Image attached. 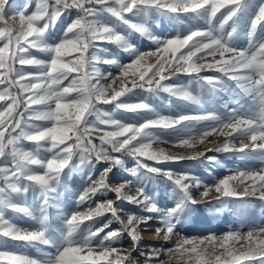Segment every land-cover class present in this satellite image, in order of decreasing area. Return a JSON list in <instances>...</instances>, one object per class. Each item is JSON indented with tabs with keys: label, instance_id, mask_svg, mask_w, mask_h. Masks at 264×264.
Listing matches in <instances>:
<instances>
[{
	"label": "snow or ice",
	"instance_id": "snow-or-ice-1",
	"mask_svg": "<svg viewBox=\"0 0 264 264\" xmlns=\"http://www.w3.org/2000/svg\"><path fill=\"white\" fill-rule=\"evenodd\" d=\"M33 2L34 8L29 11ZM11 7L10 0H0V236L33 246L50 245L56 252L37 260L0 250V261L5 264H139L133 252L141 238L140 225L156 219L159 226L155 235L165 242L175 237L174 247L141 252V256H147L145 264L152 261L188 264L191 260L195 264H244L256 259L264 264V228L202 238L184 237L177 232L191 206L206 200L212 191L217 193L213 197L217 202L249 197L264 201V167L239 170L213 185H206L199 178L147 163L164 165L205 157V151L170 155L163 148L152 150V145L171 143L174 147L194 150L213 134L225 139L215 148H207V152L256 154L264 163V35L257 36L258 32L264 33V0L259 3L252 0H30L19 11ZM72 9L77 12L75 18L57 42L49 43L48 33ZM181 15L192 21H203L207 27L188 26L185 32L168 38L152 33L151 25L159 18L171 16L180 20ZM131 17H139L143 22H133ZM9 19L13 21L11 24ZM121 24L127 26V32L117 30ZM242 26L247 30V47L234 43ZM132 33L154 42L156 50L139 51L129 40ZM98 41L114 44L133 59L121 64L106 49L99 48ZM33 49L45 54L47 59L34 56ZM168 53L172 54L171 59L166 57ZM151 56H157L156 63L139 73L141 82L133 80L131 88L127 87L122 77H128L130 70L137 69ZM208 57L212 59L209 61ZM101 63L117 67L119 76L102 72L98 67ZM204 71L219 75H201ZM179 74L192 77L188 85L164 83ZM109 80L110 83H104ZM64 81L68 83L65 85ZM117 81H120L118 90L113 87ZM228 81H234L248 96L249 104L237 101L238 107L224 113L212 109L202 115L168 116L158 114L147 99L134 103L121 99L139 88L149 93L163 91L203 107L201 96L227 91ZM192 82L198 85L195 94L190 88ZM21 104L23 112L19 110ZM99 104H112L115 110L134 113L142 122L125 123L113 113L98 108ZM224 107L227 109V105ZM70 109L74 110V118L69 115ZM153 129H161L175 139L165 140ZM92 132L102 133L98 137L99 145L93 143ZM236 141H240L239 147ZM26 142L33 148H26ZM41 152L50 153V158L42 157ZM125 156L135 163V167L128 169L136 178L135 183L128 180L109 184V173L115 167H124ZM207 159L216 162L214 156ZM100 161L110 162V166L100 173L99 179L93 180L91 171ZM34 167L43 171L37 172ZM84 168L90 174L87 187L76 200L77 209L98 194L106 196L111 192L117 200L157 215L125 213L126 218H122L123 210L108 199L86 212L61 211L64 226L59 235H53L48 210H62L58 189L67 187L64 177ZM157 179L171 182L176 201L173 207L160 208L154 195L149 193L148 184ZM133 188L135 194H130ZM201 188V201H198L193 193ZM30 195L38 201L35 208L26 203ZM9 213L28 216L35 226L21 227L9 219ZM108 213L111 219L102 227L93 229L89 225L86 231L81 229L84 221H93ZM113 221L120 227L101 237L100 233ZM125 234L133 242L131 250L115 246ZM241 240L246 244L239 249L229 246V242ZM220 248L224 251L219 252ZM161 255L167 259H160Z\"/></svg>",
	"mask_w": 264,
	"mask_h": 264
},
{
	"label": "rangeland",
	"instance_id": "rangeland-1",
	"mask_svg": "<svg viewBox=\"0 0 264 264\" xmlns=\"http://www.w3.org/2000/svg\"><path fill=\"white\" fill-rule=\"evenodd\" d=\"M253 3H259L260 0H252ZM30 0H10L11 10L19 11L24 8L25 5H28ZM34 8V2L31 3L29 11ZM222 12L225 9H221ZM77 12L75 9L65 12V14L57 22L55 28H53L48 33V42L55 43L62 36L64 28L72 19L75 18ZM220 16V15H219ZM133 22L142 23V19L139 17H131ZM161 25L154 27L151 31H154V35L159 36L160 38H168L174 36L172 34L176 29H182V32L187 30L188 26L191 27H200L206 28L207 25L203 21L198 23L190 20V18L181 15L180 20L174 19L171 16L159 18ZM182 21V23H181ZM13 21L8 20V23L11 24ZM179 25V26H178ZM153 25H151L152 28ZM160 27V28H159ZM157 29V30H156ZM117 30L121 33L128 31L127 26L118 25ZM230 31V28L226 29ZM246 28L241 27L238 29V33L234 37V43L238 47H247L248 38L246 35ZM264 35V33L258 32L257 36ZM129 40L135 47L141 52H149L156 50V44H152L149 39L142 37L139 33H132L129 36ZM149 43V44H148ZM97 45L99 48L106 49L107 53L114 56L120 61L121 64H128L131 62L133 57L123 50L118 49L114 44L108 43L106 41H98ZM32 54L40 59H47V56L43 53L32 50ZM73 56L76 54L73 53ZM105 55V53H101ZM19 67V65H17ZM98 67L102 72L108 73L111 72L113 76H119V69L115 66L99 64ZM147 68L135 71V75H130L122 79L127 82V87L131 88V83L133 80L139 81V73L145 71ZM167 74V73H166ZM149 75L151 73L149 72ZM201 75H219L213 71H204ZM192 77L186 74H179L177 76H172L170 80L164 81L166 84H182L188 85V82ZM111 81H104V83H110ZM120 81H117L119 83ZM68 81H64L66 85ZM116 83V84H117ZM228 90L225 92H219L215 95L211 93H204L201 96V103L203 107L195 104H191L186 101L179 100L175 97L170 96L168 93L163 91H157L155 93H149L145 89H133L132 92L126 94V96L121 97L122 100H125L129 103L139 102L141 100L147 99L148 102L153 106L156 112L160 115L176 116L181 114L186 115H202L205 114L206 110L215 109L219 113H224L226 110L238 107L237 101L243 104H249L250 100L248 96L241 92L235 85L234 81H228ZM198 85L195 82H192L190 85L191 90L195 94L197 91ZM110 91V90H109ZM227 105V109H225ZM33 108H43V106L32 105ZM103 111L113 113L116 119H120L125 123H139L142 122L134 113L124 112L123 110H115L114 105L109 104H99L97 105ZM21 112L24 111V106L21 104L19 109ZM74 110H69V115L73 116ZM27 116V114H26ZM90 119H94L90 118ZM36 124H43L45 122L35 121ZM157 135H161L165 140H174V136L164 134V131L161 129L152 130ZM102 133L92 132L91 136L93 137V143L96 145L100 144L98 139L99 135ZM224 137L213 134L208 137L203 145H198L196 149H185L180 147H174L171 143H156L152 145V150H159L163 148L168 154L176 155L183 154L188 155L192 151H205V157L192 160H183L178 163H166L164 165L155 164L153 161H147L149 164H154L157 167H163L166 170H171L174 173L179 174H188L190 176L199 178L206 185H213L218 182L220 179H223L227 176L237 173L239 170L244 169H255L259 170L261 167H264V163L261 162V159L256 154L251 155H241L239 153H217L215 151L207 152V148H215L217 144L224 142ZM248 143L247 140L243 141ZM240 141H236V146L239 147ZM25 147L28 149L33 148L31 143L25 144ZM113 155L119 156V153H114ZM41 156L44 158H50L51 154L46 152H41ZM208 156L216 157V162L209 161ZM125 160L124 167H115L112 172L109 173L108 183L111 185H118L128 180H132L135 183L136 178L131 176L128 169L135 167V163L131 157H123ZM110 166V162L100 161L96 164L94 170L91 171V176L93 180L99 179L100 173ZM37 172H42V169L35 168ZM65 172H68V169H65ZM90 172L89 169L84 168L80 171L71 173L69 176L64 177V183L67 187H61L58 189L60 195V203H62V210L57 208H50V225L53 230V235H59L61 229L63 228V213H71L72 211L79 210L81 212H86L89 207L95 208L98 202H103L105 200L111 199L114 201V206L117 209H122L121 212L122 218L125 217V213H135L138 216H156L155 213H147L143 211L142 208L137 207L136 205L130 204L125 200H117L115 193H108L106 196L97 195L91 200L80 205L79 209L76 206V200L79 195L82 193L83 189L88 185V176ZM242 190V188H241ZM148 191L150 194L154 195L155 200L158 206L162 209L171 208L175 205V197L172 194V184L171 182L165 181L163 179H157L156 181L148 184ZM203 191L201 188L198 191H194L193 195L198 201H201L200 192ZM130 194H135L134 188L131 190ZM217 193L212 191L209 197L198 203L192 205L190 211L187 215L186 220L177 227V232L180 236L189 237V238H202L208 235L222 236L229 231H243L247 232L249 228H264V201L259 200L257 197H249L245 200L238 199H223L219 202L213 200ZM26 203L35 208L38 204V201L35 200L31 195L27 199ZM9 219L13 223L18 224L21 227L32 228L35 226V222L28 216L23 214H8ZM111 219V214L108 213L103 217L94 218L93 221H84L81 225V229L84 231L87 230V227L91 225L93 229L100 228L104 223L108 222ZM159 226L156 219L151 220L148 224H141L140 231V240L138 242V247L133 252V257L139 261V264H145L147 256H141L140 253H148L152 249H167L174 247L173 241L165 242L162 237H157L155 235V230ZM120 227L118 222L113 221L108 229H105L104 233H100L102 237L106 234L107 231L115 230ZM236 244V245H235ZM242 244H246L245 241L241 240L239 242H229V246L235 248H240ZM118 248L131 250L133 248L132 240L125 234L124 237L119 241L117 245ZM95 247V246H94ZM0 250L8 251L18 254H23L25 256L31 257L37 260H43L48 254L54 255L56 248L50 245H39L33 246L26 244L20 241H13L9 238L0 236ZM98 250V249H97ZM224 249L220 248L219 252H223ZM87 250H85L86 254ZM160 259H167L166 256L161 255ZM186 259V258H185ZM0 264H5L4 261H0ZM150 264H155V261L150 262ZM181 264H184V261H181ZM188 264H195L194 260L188 261ZM244 264H260L259 259L253 261H245Z\"/></svg>",
	"mask_w": 264,
	"mask_h": 264
},
{
	"label": "bare ground",
	"instance_id": "bare-ground-1",
	"mask_svg": "<svg viewBox=\"0 0 264 264\" xmlns=\"http://www.w3.org/2000/svg\"><path fill=\"white\" fill-rule=\"evenodd\" d=\"M221 12H222V10H221ZM219 15H220V13H218L217 14V16L219 17ZM194 22V24H195V22L196 23H198L199 21H193ZM158 24L159 25H161V22H160V20L158 19L154 24H152L153 26H152V28H151V30L154 28V27H156V26H158ZM179 26V25H178ZM160 28V27H159ZM155 29V28H154ZM157 30V29H156ZM183 30L182 29H176L172 34H176L177 32H182ZM154 31H152V33H153ZM154 34V33H153ZM159 37V36H158ZM152 44L154 43V42H152L151 40H149ZM149 44V43H148ZM155 44V43H154ZM155 51V50H154ZM183 51V50H182ZM177 56L179 55V53H177L176 54ZM166 57L167 58H169V59H171L172 58V54L171 53H168V54H166ZM209 61L212 59L211 57H208L207 58ZM156 60H157V56H151V57H148L146 60H144V61H142L141 62V65L140 66H138V68L137 69H133V70H130L131 72H138L139 70H142V69H145V68H147V66L148 65H150V64H155L156 63ZM125 82V84L127 85V82L126 81H124ZM113 87L114 88H116L117 90L119 89V87H120V82L119 83H117V84H114L113 85ZM109 94H111V90L109 91ZM236 245V244H235Z\"/></svg>",
	"mask_w": 264,
	"mask_h": 264
}]
</instances>
